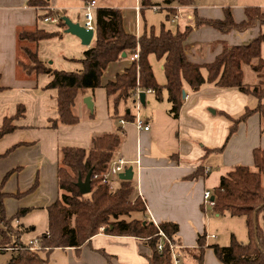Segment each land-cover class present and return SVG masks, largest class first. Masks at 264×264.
<instances>
[{"label": "crops", "instance_id": "obj_1", "mask_svg": "<svg viewBox=\"0 0 264 264\" xmlns=\"http://www.w3.org/2000/svg\"><path fill=\"white\" fill-rule=\"evenodd\" d=\"M29 1L0 0V131L8 117L13 118L15 126L11 132L0 136V188L5 193L7 220L14 227L28 231L22 237L24 243L30 239L39 240L48 232V208L62 193L59 187L62 149H89L93 138L116 133L121 142L114 158L124 156L130 161L129 166H133L132 181L136 196L141 195L145 203L147 220L178 225L175 244L180 255L179 264H195L192 258L184 255L183 249L197 247L198 238L203 235L207 243L205 264H224L211 246L229 245L232 235L241 242H249L246 217L215 211L205 200L204 193L210 191L213 196L223 178L236 167H253L254 149H264L263 119L259 113L240 122L229 140L231 121L222 114L238 117L247 107H256L258 99L235 87L222 88L206 82L195 91L185 83L186 97L178 118L169 111L171 103L165 88L161 94L146 91L145 104L139 109L130 108L133 100L122 101L114 108L115 96L109 97L104 85L131 66L133 60L126 55L109 64L101 87L80 94L75 106L79 116L77 123L54 126V120L59 119L58 90L46 88L53 76L47 73L29 75L22 69L19 62L24 56L18 34L34 29L56 33L32 45L47 66L70 72L83 69L85 51L95 46L96 35L89 46L83 45L79 37L65 32L66 26L54 20L45 21L46 17L57 19L54 15H46V7L31 6ZM48 1L49 10L58 17L67 16L84 24L81 0ZM143 1L97 0V4L98 7L120 8L125 30L138 36L143 30L141 15L144 9L156 6L158 10L166 9V15L171 14L168 8L175 9L174 16L177 14L179 20H185L184 27H193L185 49L188 58L198 64L214 61L225 44H248L264 32V26L259 25L229 33L209 26H195V11L201 17L223 19L226 6L220 9L216 4H199L200 0L192 5H179L177 0H170V3L148 0L150 4L144 8ZM229 8L236 21L246 18L245 7ZM176 20L172 22L179 21ZM262 54L264 56V44ZM154 56L150 55V62L154 61ZM161 66L164 71V62ZM204 75L207 76V71ZM88 96L92 109L85 103ZM137 113L150 123V130H138L130 122L127 114ZM120 119H126V124L120 123ZM112 183L117 188L120 179L113 178ZM22 209L28 211L17 218ZM260 222L264 233V222ZM1 240L2 236L0 264H8L17 250L1 248ZM9 251L12 252L10 260L5 254ZM104 252L113 255L112 264H148L152 254L143 239L105 232L81 246L59 247L50 252L45 249L39 254L50 264H110Z\"/></svg>", "mask_w": 264, "mask_h": 264}, {"label": "trees", "instance_id": "obj_2", "mask_svg": "<svg viewBox=\"0 0 264 264\" xmlns=\"http://www.w3.org/2000/svg\"><path fill=\"white\" fill-rule=\"evenodd\" d=\"M168 2H172L168 0ZM179 5H192L195 0H177ZM31 6L46 7L47 16L56 17L62 27L65 23L62 17L49 10L48 0H30ZM150 3L143 1L145 8ZM171 14L176 10L169 9ZM172 10V11H171ZM96 43L85 51L83 69L65 71L53 69L40 59L38 51L32 44L52 37L42 29L22 30L18 34L24 60L19 63L29 75L47 73L53 76L46 88L58 90L59 119L53 125L75 124L79 116L75 112L76 103L81 93L95 90L102 86L103 74L109 64L123 57V53L133 56L139 49V59L133 60L130 67L118 74L115 80L104 86L109 97L115 96L114 108L122 101H134V93L152 90L161 94L165 88L171 103L170 113L179 117L183 105V87L187 83L193 90H199L206 82L222 88H237L239 91L258 99L254 108L247 107L238 117L225 112L224 116L231 121L228 140L238 130L240 122L259 113L262 116V133H264V32L248 44L224 45L214 61L205 64L192 62L186 54V42L193 31L188 25L176 31L162 29L161 33L144 32L136 35L127 32L123 23V12L118 7H98L96 10ZM246 18L238 22L234 19L229 7L225 8L223 19L205 18L195 11V26H209L222 33L232 30L244 31L253 26H264V8L249 6L245 8ZM154 54L164 62L166 83L159 84L150 62ZM207 71V76L204 71ZM247 69L255 77V83L248 82ZM251 76V75H250ZM1 90V87H0ZM133 119L132 114H127ZM13 118H6L0 136L15 129ZM121 138L116 133H106L93 138L89 149L79 147H64L61 151L59 166V187L61 196L49 209V229L39 238L41 250L52 251L55 248L78 247L100 232L118 236H134L143 239L152 254L148 264H175L168 240H163L160 229L168 239L175 243L178 225L173 222L156 224L145 217L146 206L141 197L136 196V187L132 180H120V186L111 188L103 183L102 178L108 170ZM219 151V149H213ZM221 150V148H220ZM253 167L240 165L231 170L223 178L220 187L214 192V210L219 213H229L233 216L246 217L249 242L243 243L232 235L229 245L213 244L216 256L224 264H264V233L261 221L264 222V149H254ZM71 171V172H70ZM92 171V191L81 194L77 182L79 177L85 179ZM5 193L0 188V236L1 248L17 250V254L8 264H50L43 259L39 251L26 247L22 237L28 232L22 227H14L7 220L4 207ZM263 205V206H262ZM258 210L257 227L254 225V213ZM28 210H20V217ZM136 215H133V214ZM163 241V249L158 245ZM207 247L206 236H199L195 248L183 249L195 264H205L204 254ZM112 261L113 255L104 252Z\"/></svg>", "mask_w": 264, "mask_h": 264}, {"label": "built area", "instance_id": "obj_3", "mask_svg": "<svg viewBox=\"0 0 264 264\" xmlns=\"http://www.w3.org/2000/svg\"><path fill=\"white\" fill-rule=\"evenodd\" d=\"M84 3L82 14H83V20H84V25L87 28L94 29L96 31V23H95V18H96V10L98 8L97 0H81ZM159 7L154 6V10H158ZM178 18V15L176 14L172 21H175ZM49 20H54L57 21L58 19H53L51 17H46L45 21ZM140 57L139 55V49L136 50L133 56H131L132 60H138ZM150 91V90H148ZM140 89H137L133 95L134 97V104L137 109L140 108L141 102H140ZM134 118L130 120V122L134 123L136 128L138 130H145L148 131L151 128V125L148 121H146L142 116H140L138 113L133 115ZM127 120L126 119H120V123L126 124ZM130 161H128L124 156H118L116 158H113L111 161L108 170L104 173L102 182L109 184L111 188H114V185L112 183L113 178H118L119 179V174L124 172L128 167H129ZM141 197V195L139 196ZM204 198L207 201L209 205L214 207L215 202L212 200V193L210 191H205L204 193ZM142 199V197H141ZM143 200V199H142ZM160 236L164 240H168L170 243L171 251L173 253L174 257V263L179 264V253L177 251V246L175 243L171 242L166 234L160 229L159 231ZM214 237V235H212ZM160 241L158 245V249L162 250L163 249V241ZM26 247L33 250V251H39L41 250V246L39 243L38 239H30L26 243Z\"/></svg>", "mask_w": 264, "mask_h": 264}, {"label": "rangeland", "instance_id": "obj_4", "mask_svg": "<svg viewBox=\"0 0 264 264\" xmlns=\"http://www.w3.org/2000/svg\"><path fill=\"white\" fill-rule=\"evenodd\" d=\"M161 0H159L160 2ZM82 5H81V9L83 10V6L84 3L81 1ZM199 4H204V5H209V4H216L217 8H222L224 6L226 7H231V8H246L249 6H256V7H261L264 8V0H200ZM162 7V6H161ZM170 9V8H168ZM161 10V11H160ZM236 10V9H234ZM180 11H184V9H180ZM167 10L166 9H159L158 11L154 10L153 7H149L147 9H144V13L143 15H141V21H142V32L141 34H143L144 32H146L147 34H150L152 31L155 34H159L161 33L162 29H166V30H172V31H176V29L184 27L186 24L185 20H182L179 18L176 20L178 22L173 23L172 22V18L174 16L170 15L169 18L166 15ZM184 19V17H183ZM162 63L163 60L162 59H158L157 56H154V61L151 62V65L153 67L155 76L157 81L159 82V84H164V82L166 81V77H165V73L162 69ZM204 72H206V70H203ZM247 74L249 75V77H246V80L248 82L251 83H255V77L254 75H252V72L250 73V70L247 69ZM251 75V76H250ZM131 104V109L135 108V105L132 103V101H130ZM136 113V111H135ZM71 172V171H70ZM133 215H136L135 213ZM244 243L248 242V241H243ZM7 256L9 257V260L11 259V254L12 252L9 251L8 253H5Z\"/></svg>", "mask_w": 264, "mask_h": 264}, {"label": "water", "instance_id": "obj_5", "mask_svg": "<svg viewBox=\"0 0 264 264\" xmlns=\"http://www.w3.org/2000/svg\"><path fill=\"white\" fill-rule=\"evenodd\" d=\"M66 29V33H70L72 35H75L81 39V42L83 45L89 46L96 35V31L91 28H87L84 24H82L79 21H73L67 16L62 17ZM123 56H126V53H123ZM183 98L186 97V92L183 90L182 92ZM145 96L146 92L141 91L140 92V102L141 104H145ZM85 103L87 106L92 109V103H91V97L88 96L85 98ZM134 178V169L133 166H129L124 172L119 174V179L120 180H133ZM77 186L79 187V190L81 194L87 195L90 194L92 191V171H90L85 179H82V177H79ZM212 200H214V197L212 196ZM263 206V205H262ZM257 215H258V210L255 211L254 213V225L257 227Z\"/></svg>", "mask_w": 264, "mask_h": 264}]
</instances>
